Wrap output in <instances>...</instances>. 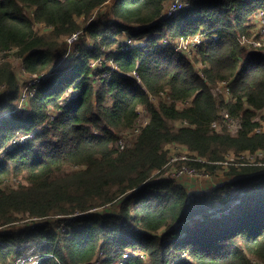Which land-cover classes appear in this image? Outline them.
<instances>
[{"label":"trees","instance_id":"trees-1","mask_svg":"<svg viewBox=\"0 0 264 264\" xmlns=\"http://www.w3.org/2000/svg\"><path fill=\"white\" fill-rule=\"evenodd\" d=\"M110 1L0 0V52L27 75L52 71L30 110L11 114L22 88L0 63V264L30 254L50 255L39 264H117L130 251L123 264H264V48L249 47L261 39L264 0H195L171 18L166 0ZM79 32L73 50L63 39ZM197 35L192 57L172 46ZM113 57L117 70L104 65L111 77L96 80L91 64ZM225 113L235 133L212 128ZM142 116L148 124L122 149L119 136ZM170 144L212 174L229 152L257 159L232 165L225 187L192 194L157 178Z\"/></svg>","mask_w":264,"mask_h":264},{"label":"built area","instance_id":"built-area-1","mask_svg":"<svg viewBox=\"0 0 264 264\" xmlns=\"http://www.w3.org/2000/svg\"><path fill=\"white\" fill-rule=\"evenodd\" d=\"M195 0H166V4H165V8L163 10V14H162V18H171L176 16L179 12H181L184 9L189 8L192 3ZM260 19L262 21V23L264 24V14L260 15ZM260 36L261 39L259 40H251L249 43V47H253V48H264V27H262L260 29ZM124 40L123 42L121 41V38L119 39V44L118 46L120 47L121 51H128L133 45H134V41L130 38V36L128 34H123L121 36ZM83 36L82 33H76L74 35L69 36L68 38H66V42L70 45L71 48H73V50H75V46L77 45V43L82 40ZM246 42V41H245ZM204 43V37L202 35H197L193 38H188V39H181L178 40L176 42L172 43V46L177 49V51L185 53L186 56L188 57H192L194 53H196L195 51ZM247 43V42H246ZM73 50H69L67 52V54L64 55V59L62 61V64H67L69 62V60L72 58L73 59V55L74 52ZM77 51V50H76ZM104 65H107L112 71L117 70V65L115 63V57L111 58L110 60L106 61L104 60L103 63H101L100 61H96L95 63L91 64L92 68H95L96 70H100L102 71V74H97L101 75V79H105V78H110L111 75L108 76V73H104ZM52 71H45L44 73L41 74H34L31 75V78L29 80V83L22 89L21 94L19 96V99L17 101V107L13 110L10 111L11 114H22L23 111H25V107L28 104V101L30 102L32 99H34L36 97L37 91L39 90V87L43 84L46 83L49 79V77L51 76ZM132 76L134 78L137 79L138 82H140V78L137 76V74L133 73ZM220 87L224 90L225 95L228 97L230 95V88H229V83H221ZM163 98H165L163 96ZM157 103V102H156ZM264 116V115H263ZM140 120V119H139ZM234 123V121L231 119L230 115L225 113L221 119L219 121H216L212 124V128L216 129V130H220L219 128H221L224 124H228V123ZM148 124V120H146L142 126H137L135 129L133 130H129L128 133L124 134L123 136H120V145L121 148L124 149L126 147L127 142H130L133 140V138L131 137V135H135L137 136L138 133L140 132V129L144 126H146ZM181 125H188L186 122L181 124ZM227 127V126H226ZM26 136H23L22 139L20 140H15V143H24L26 140ZM261 154V153H260ZM263 155V154H261ZM186 160V159H184ZM197 161L195 162H205L203 160L196 159ZM194 162V161H191ZM169 163V162H168ZM168 165V164H167ZM185 166H188L189 168H187L186 170H184L183 168ZM167 167V166H166ZM196 171L198 173H200V171L196 168L190 165V163H188V165H184L183 167H181V169H179V173L178 176L183 175L184 172H187L190 176H193L194 174H196ZM164 173V172H163ZM161 173V174H163ZM229 206H219L216 207L215 212L218 214H223L224 212H226L228 210ZM61 218V217H59ZM38 219H34L32 220L30 223V228L31 229H35V227L39 224ZM64 224V223H63ZM61 225L60 227H57V233L58 232H62L64 233V231L62 230L64 228L65 225ZM27 224L25 223H21L18 226H20V228L17 229H25V226ZM7 234H10V231L6 232ZM133 253V251H130V253L124 255V257L122 259H120V261L117 264H123L126 259ZM50 255H47L45 257H40V258H29V257H25V258H19L15 264H39L43 259H49ZM101 260H95V264H100Z\"/></svg>","mask_w":264,"mask_h":264},{"label":"rangeland","instance_id":"rangeland-1","mask_svg":"<svg viewBox=\"0 0 264 264\" xmlns=\"http://www.w3.org/2000/svg\"><path fill=\"white\" fill-rule=\"evenodd\" d=\"M114 1H116V0H111L110 3H108L109 6H112ZM29 15L32 16L31 11H30ZM83 21L84 20H81V19L79 20L80 23H83ZM35 29L39 34H45V33H48L51 31V29H49L48 27H46L44 25H39V24H36ZM63 40L66 44L67 43L66 39H63ZM123 40L124 39L121 37L122 42H123ZM9 54H10V52L7 54L0 52V63L4 59V60H6L12 64L13 69H14L15 74H16V77L18 79V82L20 84V87L23 89L29 83L31 75H27L26 72L22 69L21 59L17 58V56H15V54L13 56L8 57V58L4 57L5 55H9ZM101 78H102L101 75L96 76V80H101ZM3 91H5V89H2V92ZM153 101L157 102V101H159V99H153ZM29 104H30V102L28 101V104L25 107V112L27 111V109H28V111L30 110ZM16 107H17V102L15 104V108ZM260 114H262V116H263L264 111ZM146 120H147L146 117L142 116L139 120L138 126H142ZM177 126H180L179 123L177 124ZM224 126H227L231 130V132H233V133H235L237 130V123L236 122H234V123L230 122L228 124H224ZM263 126H264V122H263ZM126 133H128V131L125 132L124 134H126ZM23 136L24 135L20 134L15 140H20V139H22ZM131 137L134 140L136 136L132 134ZM166 149L169 152V163H168L167 167L165 168L162 176L157 177V178L158 179L159 178L172 179L176 183H178L179 185L186 188L192 194L193 193H208V192L213 191L216 187H219V188L225 187L224 185H225L226 180H227L226 174L229 172V168L232 165L238 166L237 162L243 161V159H245V158L249 162H252V163H254L257 159V156H250L248 154H244L243 158H241L239 155H237V154L234 155L233 152H229V153H227V155H225L224 162L216 163V166L218 167V169L213 174L211 173V171H209L207 168H205L203 170H199L200 173H198L196 171V174H194L193 176H190L187 172H184L183 175L178 176V173H179L178 171H179V169H181V167H183L184 165H188V163H190L191 161H197L196 159H199V158L196 154L191 153L186 147H184L180 144H170L166 147ZM262 158L263 157L260 156L259 160H261ZM184 159H186V160H184ZM187 168H189V167L185 166L183 169L186 170ZM14 181L18 182V180H13V182ZM108 210H110V212H117V207L116 206L114 207V205H113L112 207H109ZM75 215H77V214H74L73 216H75ZM18 227H20V226H18ZM29 258H32V254L29 255ZM255 264H258V263H255Z\"/></svg>","mask_w":264,"mask_h":264},{"label":"bare ground","instance_id":"bare-ground-1","mask_svg":"<svg viewBox=\"0 0 264 264\" xmlns=\"http://www.w3.org/2000/svg\"><path fill=\"white\" fill-rule=\"evenodd\" d=\"M159 28V27H158ZM172 245V244H171ZM128 254V253H127Z\"/></svg>","mask_w":264,"mask_h":264}]
</instances>
